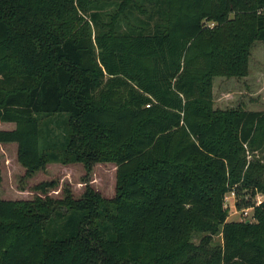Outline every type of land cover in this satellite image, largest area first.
I'll use <instances>...</instances> for the list:
<instances>
[{"label":"trees","instance_id":"1","mask_svg":"<svg viewBox=\"0 0 264 264\" xmlns=\"http://www.w3.org/2000/svg\"><path fill=\"white\" fill-rule=\"evenodd\" d=\"M255 40L264 0H0V143L26 175H116L110 198L0 196V264H264V111L212 98Z\"/></svg>","mask_w":264,"mask_h":264},{"label":"rangeland","instance_id":"2","mask_svg":"<svg viewBox=\"0 0 264 264\" xmlns=\"http://www.w3.org/2000/svg\"><path fill=\"white\" fill-rule=\"evenodd\" d=\"M213 108H236L243 110L264 111V41L255 40L249 46L248 70L244 76H215L212 81ZM11 122H0V129H11ZM0 196L7 200L32 199L36 192L34 185L42 181H51L53 186L47 194L53 198L64 196L68 188L73 197L83 196L87 186L101 197L110 198L115 194V164L112 161L95 162L90 171H86L80 162L47 163L43 168L31 175L25 174V168L17 160V144L15 142L0 143ZM257 195L255 200L262 199ZM235 196L227 193L225 205L229 212L228 220H252V209L244 215L234 206ZM199 235H194L198 240ZM216 242L219 236L214 237Z\"/></svg>","mask_w":264,"mask_h":264},{"label":"built area","instance_id":"3","mask_svg":"<svg viewBox=\"0 0 264 264\" xmlns=\"http://www.w3.org/2000/svg\"><path fill=\"white\" fill-rule=\"evenodd\" d=\"M225 198H226V196H225ZM258 202H260V199H258L256 203H258ZM247 209H250V207L242 209L241 212L244 213V215H246L248 213Z\"/></svg>","mask_w":264,"mask_h":264}]
</instances>
